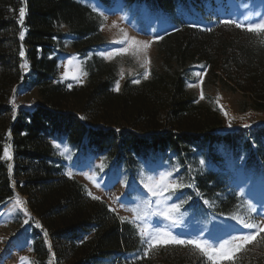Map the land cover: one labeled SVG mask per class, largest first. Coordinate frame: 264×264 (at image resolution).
Here are the masks:
<instances>
[{"label": "trees", "instance_id": "1", "mask_svg": "<svg viewBox=\"0 0 264 264\" xmlns=\"http://www.w3.org/2000/svg\"><path fill=\"white\" fill-rule=\"evenodd\" d=\"M96 1L104 7L117 2L142 7L149 15L176 16L175 28L155 42L159 66L139 84L124 79L118 92L116 63L89 55L103 44L100 22L89 5L77 0H0V157L5 146L12 150L11 172L0 158V204L17 191L47 232L44 237L35 233L34 264H209L191 247L172 245L137 260L144 246L134 225L63 174L65 159L54 143L65 138L70 147L102 154L130 173L143 160L156 164L158 158H174L184 164L204 149L217 160L212 146L232 143L231 134L222 131L217 110L200 102L186 83L192 69L203 66L221 89L241 94L244 111H264V35L221 22L206 31L208 27L178 18L180 10L194 15L203 0ZM20 7L26 9L23 26L17 22ZM65 41L84 59L83 84L69 87L59 78L58 51ZM24 87L36 89L37 101L15 110L12 93ZM205 176L214 182L213 175ZM197 180L204 188L203 179ZM231 264H264V234Z\"/></svg>", "mask_w": 264, "mask_h": 264}, {"label": "rangeland", "instance_id": "2", "mask_svg": "<svg viewBox=\"0 0 264 264\" xmlns=\"http://www.w3.org/2000/svg\"><path fill=\"white\" fill-rule=\"evenodd\" d=\"M77 1L89 5L100 22L103 44L89 55L122 46L113 41L122 40L124 33L138 40H153L147 50L150 76L151 71L160 63L154 38L175 28L176 16L149 15L142 7L136 8L134 5L117 2L110 7H104L96 0ZM194 13L193 15L189 10H180L177 16L182 21L201 28H209L212 24L226 19L245 23L256 22L264 17V0H203L200 9ZM58 53L60 80L68 82L69 85L83 84L86 78L83 70L84 59L77 55L66 41L59 48ZM70 60H72L71 65H69ZM106 61L116 63L120 86L126 78L144 79V69L141 67L143 53L136 55L129 52ZM66 70L70 73L69 78H63ZM27 71V66H23V73ZM196 72L204 74L203 83L200 87H189V84L199 82V78L194 75ZM73 73L79 75V80L71 78ZM186 87L200 102L208 103L217 110L223 123L222 131L231 134L232 143L212 146L213 153L218 156L217 160H212L207 154V149H204L191 159L185 160L184 164H180L174 158L167 160L158 158L156 164H148L143 160L137 171L130 173L126 169L115 168L102 154L89 155L81 148L70 147L65 138L54 144L59 146V152L65 159L63 174L66 175L65 173L71 171L72 178L82 183L87 192L99 196L115 210L113 212L120 220L123 217L133 224L137 232L138 223L134 222V217L143 209V200H151L152 206L147 211L150 213L155 211V200L145 192L141 181L149 182L150 178L156 177L159 172L178 169V173L174 172V175L188 187L180 190L177 195L181 199L187 197L191 199L177 214L178 223L175 227L154 217L149 218V223L167 226L173 234L181 238H202L209 239L210 242H223L232 235L251 231L242 229L237 221L230 218L237 215L248 219L249 204L255 208L251 218L258 223L264 222V111L252 109L244 111L241 94L221 89L214 83L211 74L201 66L192 69ZM201 88L204 92V100L199 99ZM11 98L15 110L20 106L29 108L37 101V91L32 87L17 88ZM220 106H223L224 111L227 112V117L220 110ZM245 124L249 126L244 127ZM9 151L12 157L10 147ZM3 160L8 162V169L11 165L12 170V158ZM201 161L204 163L202 164ZM101 164L104 165L102 171L98 167ZM11 170L9 169V172ZM206 174L213 175L214 182L208 181ZM198 177L204 180H199L204 188L198 187ZM17 198L23 202L22 205L16 204ZM25 200V196L15 191L11 198L0 204V264H34L32 245L36 234L39 237L45 236L41 227L35 226L38 221L29 212ZM204 201L208 203L205 204ZM169 202L178 203L179 200L174 199ZM132 209H136L137 212ZM24 210L27 211V215L24 214ZM26 219L29 220L28 224H24ZM249 246L251 244L246 245L243 250L248 249ZM21 257L27 259L22 262ZM103 264H112V262L109 260Z\"/></svg>", "mask_w": 264, "mask_h": 264}, {"label": "snow or ice", "instance_id": "3", "mask_svg": "<svg viewBox=\"0 0 264 264\" xmlns=\"http://www.w3.org/2000/svg\"><path fill=\"white\" fill-rule=\"evenodd\" d=\"M95 10V9H94ZM26 9L25 7L19 8V18L18 24L23 26L24 18H25ZM259 15V14H258ZM106 19V17H105ZM221 23L226 25H233L237 29H241L250 34L264 35V17H261L256 22H241L232 19H226L221 21ZM115 26V23H113ZM193 27H197V25H191ZM206 31H211V29H204ZM123 32V29H121ZM24 31H20L19 37L21 40L24 38ZM155 40L162 39V37H155ZM153 40H138L136 37H129L127 33H124L123 39L119 41H113V43L122 45L120 47L111 48L110 50L98 51L96 55L106 59L111 60L113 57L128 54L132 52L133 54L139 55L143 53V61L141 67L144 69L143 78L147 79L150 71L149 64L150 60L148 59L147 50L153 43ZM20 56L24 57V49L23 46L20 48ZM72 64V60L69 61V65ZM23 66V65H22ZM203 67V66H201ZM67 68V66H66ZM69 71L66 70L63 74V78H69ZM199 78L198 83L189 84V87L195 88L200 87L204 80V74L202 72H196L194 74ZM71 78L74 80H79L78 74H71ZM121 78H123V72H121ZM133 84H139L140 79H133L131 81ZM71 87V85H69ZM120 90V80L115 82L114 91ZM200 100H204V92L201 88ZM220 110L224 112V115L227 117V112L224 111L223 106H220ZM249 125L245 124L244 127H248ZM229 127H231V122H229ZM55 147H59L58 145H54ZM3 159L10 160L11 154L9 151V146H5L3 148ZM203 164L204 162L201 161ZM101 171L103 170L104 165L101 164ZM9 169L11 170V165H9ZM178 169H174L173 171H164L159 172L156 177L150 178L149 182L141 181L142 187L149 197L155 200V211L149 212L147 209L152 206L151 200L144 199L143 200V209L137 212L136 209H132V211L137 212L134 217V222L138 223V233L141 244L144 246L143 257L137 256L136 259L147 258L150 255V252L157 247H165V246H182V247H191L196 252H198L203 258H205L209 264H231V262L235 259V254L241 252L246 245L252 244L256 241L261 234H264V222H256L251 218V213L255 211V208L252 205H248V213L249 218L243 219L237 215H233L230 218L234 221H237L242 229H248L251 231L241 232L237 235H232L230 239H225L223 242H215L209 239L202 238H181L180 236L173 234L167 226H159V224H151L149 223V218L154 217L157 220H162L168 222L169 225L175 227L178 223L177 214L180 212V209L184 204L191 199V197H187L186 199H181L177 195L180 193V190L184 189L186 186L178 176L174 175V172L178 173ZM70 178L73 173L71 171L65 173ZM190 186V185H189ZM87 195L92 199L99 200V196H94L92 192L88 191ZM174 199H178L179 202H169ZM22 201L17 198L16 204L22 205ZM205 204L208 201H204ZM109 211H115L112 208H109ZM24 214L27 215V211L24 210ZM125 218L121 217L123 221ZM29 220H24V224H28ZM37 228H40L41 225L37 222L35 225ZM44 235L47 236V232H44ZM47 243V241H45ZM21 261H25L26 257H21Z\"/></svg>", "mask_w": 264, "mask_h": 264}]
</instances>
